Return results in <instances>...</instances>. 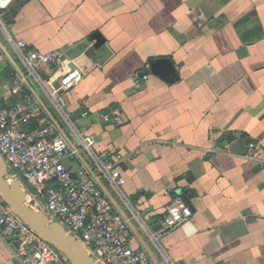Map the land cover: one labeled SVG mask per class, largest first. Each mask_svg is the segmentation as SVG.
<instances>
[{
  "label": "crops",
  "instance_id": "crops-1",
  "mask_svg": "<svg viewBox=\"0 0 264 264\" xmlns=\"http://www.w3.org/2000/svg\"><path fill=\"white\" fill-rule=\"evenodd\" d=\"M7 26L15 43L62 53L58 68H41L44 78L83 71L64 94L66 110L95 153L117 162L138 221L100 184L127 219L134 250L156 264H264V0H12ZM19 69L0 34L2 107L32 98L40 124L58 125L74 145L37 86L15 92ZM81 164L96 177L82 152L64 160L71 170ZM175 197L192 217L163 231ZM0 264H19L1 235Z\"/></svg>",
  "mask_w": 264,
  "mask_h": 264
},
{
  "label": "built area",
  "instance_id": "built-area-1",
  "mask_svg": "<svg viewBox=\"0 0 264 264\" xmlns=\"http://www.w3.org/2000/svg\"><path fill=\"white\" fill-rule=\"evenodd\" d=\"M11 4L12 0H0V34L20 65L14 75L15 92L24 94L29 82L37 86L75 144L68 141L58 125L49 121L40 124L38 118L44 112L32 98L25 97L10 108H3L0 100V155L7 166V180L22 178L33 190V195L28 194L20 183L26 193V204L42 211L50 222L63 226L66 234L84 247L94 264H156L131 247L129 223L115 210L112 199L101 187L100 182L107 185L121 201L129 220L138 221L137 212L122 192L123 180L117 162L95 153L93 138L79 133L70 121L64 94L78 86L83 71L66 67L59 76L54 78L55 72L44 78L41 68H58L63 55L58 51L41 54L28 49L22 42L15 43L7 33ZM102 118L105 123L123 124L118 116L104 115ZM256 148L255 144L249 145V160L255 157ZM79 151L96 170V177L82 164L74 170L64 165L66 159L76 160ZM191 217L190 207L181 197H175L163 218V231L173 230ZM0 235L14 244L19 264H69L64 255L41 240L13 213L1 195ZM162 264L181 263L164 258Z\"/></svg>",
  "mask_w": 264,
  "mask_h": 264
},
{
  "label": "water",
  "instance_id": "water-1",
  "mask_svg": "<svg viewBox=\"0 0 264 264\" xmlns=\"http://www.w3.org/2000/svg\"><path fill=\"white\" fill-rule=\"evenodd\" d=\"M91 39L100 45L103 38L98 32ZM58 85L55 84V87ZM7 166L0 155V195L13 213L25 223L41 240L64 255L69 264H94L84 247L71 236L67 235L63 226L50 222L47 216L26 204V193L17 178L7 180ZM185 190H178L177 194Z\"/></svg>",
  "mask_w": 264,
  "mask_h": 264
},
{
  "label": "rangeland",
  "instance_id": "rangeland-1",
  "mask_svg": "<svg viewBox=\"0 0 264 264\" xmlns=\"http://www.w3.org/2000/svg\"><path fill=\"white\" fill-rule=\"evenodd\" d=\"M3 39V38H2ZM4 41V40H3ZM20 183L22 184V186L24 187L25 191L28 193V194H31L33 195V190L32 188L27 184L25 183L22 178L18 177Z\"/></svg>",
  "mask_w": 264,
  "mask_h": 264
}]
</instances>
